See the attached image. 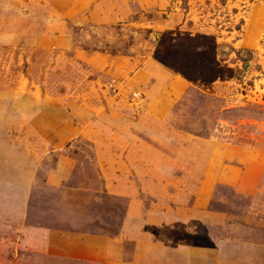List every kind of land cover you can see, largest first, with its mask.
Wrapping results in <instances>:
<instances>
[{
  "label": "rangeland",
  "instance_id": "374dc122",
  "mask_svg": "<svg viewBox=\"0 0 264 264\" xmlns=\"http://www.w3.org/2000/svg\"><path fill=\"white\" fill-rule=\"evenodd\" d=\"M167 30L233 76L164 66ZM131 200L129 263L264 264V0H0V264H109L47 231L117 238Z\"/></svg>",
  "mask_w": 264,
  "mask_h": 264
},
{
  "label": "trees",
  "instance_id": "16d2710c",
  "mask_svg": "<svg viewBox=\"0 0 264 264\" xmlns=\"http://www.w3.org/2000/svg\"><path fill=\"white\" fill-rule=\"evenodd\" d=\"M216 48L212 35L167 30L159 35L153 56L187 81L209 85L233 76L232 68L217 59Z\"/></svg>",
  "mask_w": 264,
  "mask_h": 264
},
{
  "label": "crops",
  "instance_id": "0c3cea01",
  "mask_svg": "<svg viewBox=\"0 0 264 264\" xmlns=\"http://www.w3.org/2000/svg\"><path fill=\"white\" fill-rule=\"evenodd\" d=\"M186 86L187 81L184 79H175L171 83L172 91L177 95ZM132 202V200L129 202L119 237L110 238L102 234H91L77 230L49 229L47 231L49 249L55 254L70 258L87 259L97 262H106L108 260L109 264H132L127 262V260H123L119 250L121 241L125 240V238L130 239L131 234L138 232L136 228L132 229L129 226L135 214Z\"/></svg>",
  "mask_w": 264,
  "mask_h": 264
}]
</instances>
